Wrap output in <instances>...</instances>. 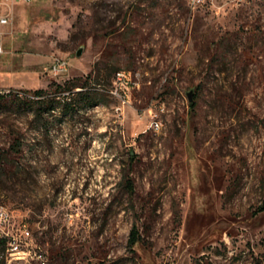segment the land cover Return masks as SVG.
<instances>
[{
    "label": "rangeland",
    "instance_id": "rangeland-1",
    "mask_svg": "<svg viewBox=\"0 0 264 264\" xmlns=\"http://www.w3.org/2000/svg\"><path fill=\"white\" fill-rule=\"evenodd\" d=\"M0 46V206L48 264H264V0H0Z\"/></svg>",
    "mask_w": 264,
    "mask_h": 264
},
{
    "label": "built area",
    "instance_id": "built-area-1",
    "mask_svg": "<svg viewBox=\"0 0 264 264\" xmlns=\"http://www.w3.org/2000/svg\"><path fill=\"white\" fill-rule=\"evenodd\" d=\"M31 1V0H27ZM2 22L7 23V18H2ZM0 46V52H2ZM69 70V62L64 58L54 59L51 65V71L54 75H61ZM138 74H133L132 71L118 70L116 81L122 83H130L133 77ZM1 90V89H0ZM20 90H12V92ZM32 97L39 98L32 95ZM157 120L153 121L152 125H158ZM11 215L4 206H0V246L3 250L0 251V259L5 263L14 261H24L36 264H48L47 252L44 247L37 241L29 227H22L19 231L13 233L9 228Z\"/></svg>",
    "mask_w": 264,
    "mask_h": 264
},
{
    "label": "trees",
    "instance_id": "trees-1",
    "mask_svg": "<svg viewBox=\"0 0 264 264\" xmlns=\"http://www.w3.org/2000/svg\"><path fill=\"white\" fill-rule=\"evenodd\" d=\"M77 87H78V85L75 83V84H72V85H70L68 87L61 88L60 90L62 92L71 91V94H74L75 93V88H77ZM43 93H44V90H37L36 91V94L39 97L37 100H39V102L41 103L39 105L38 109H37L39 115L42 114L43 110H45L46 108L51 106L50 100H48V101L45 100V99L43 100V98H44V97L42 98ZM92 93L93 92H85L84 90L76 92L77 95H80L79 99H86V102L89 105H93L96 102V99H94V97H92ZM75 102H76V98H72L65 105H66L67 108H71V107H74L73 104ZM195 105H196V102L192 101L191 102V106L195 107ZM19 150H20V144H18V146L16 147V151H19ZM139 240H140V237H139L138 230H137V228H134L133 231H132L131 237L129 239V245L131 247H133V246H135L138 243Z\"/></svg>",
    "mask_w": 264,
    "mask_h": 264
},
{
    "label": "water",
    "instance_id": "water-1",
    "mask_svg": "<svg viewBox=\"0 0 264 264\" xmlns=\"http://www.w3.org/2000/svg\"><path fill=\"white\" fill-rule=\"evenodd\" d=\"M81 52H82V49H79V50H78V54L80 55ZM189 99H190L191 101H193V99H194L193 91H190V92H189Z\"/></svg>",
    "mask_w": 264,
    "mask_h": 264
},
{
    "label": "bare ground",
    "instance_id": "bare-ground-1",
    "mask_svg": "<svg viewBox=\"0 0 264 264\" xmlns=\"http://www.w3.org/2000/svg\"><path fill=\"white\" fill-rule=\"evenodd\" d=\"M116 78H117V74H116ZM6 92H12V91H10V90H8V89H1L0 90V96H1V94H5ZM16 93V92H15ZM24 94V93H23ZM157 127H159V122H158V125H157Z\"/></svg>",
    "mask_w": 264,
    "mask_h": 264
}]
</instances>
